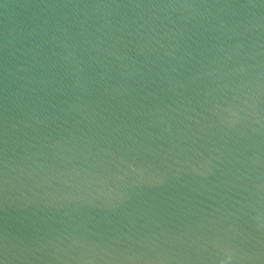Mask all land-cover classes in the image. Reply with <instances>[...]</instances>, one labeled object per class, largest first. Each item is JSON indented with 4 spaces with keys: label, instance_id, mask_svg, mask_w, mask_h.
Masks as SVG:
<instances>
[{
    "label": "water",
    "instance_id": "water-1",
    "mask_svg": "<svg viewBox=\"0 0 264 264\" xmlns=\"http://www.w3.org/2000/svg\"><path fill=\"white\" fill-rule=\"evenodd\" d=\"M0 264H264V0H0Z\"/></svg>",
    "mask_w": 264,
    "mask_h": 264
}]
</instances>
